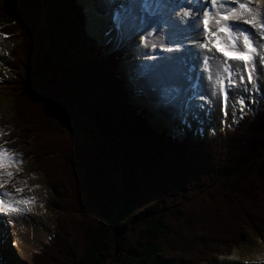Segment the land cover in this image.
I'll list each match as a JSON object with an SVG mask.
<instances>
[{
	"label": "trees",
	"instance_id": "16d2710c",
	"mask_svg": "<svg viewBox=\"0 0 264 264\" xmlns=\"http://www.w3.org/2000/svg\"><path fill=\"white\" fill-rule=\"evenodd\" d=\"M7 1L0 13L19 33L12 58L24 76L23 118L44 154L55 156L44 157L38 169L49 176L55 205L64 206L52 243L34 254V264H198L218 249L214 241L238 248L251 233L264 236L263 105L254 120L243 119L212 144L179 141L137 106L115 58L86 47L80 10L72 6L73 19L56 9V0ZM41 9L49 14L52 40L67 39L63 32L80 21L76 44L90 52L83 62L54 61L38 24ZM76 113L90 128L85 135L72 125ZM109 159L120 162V190L104 171ZM145 196L156 202L136 211ZM171 219L195 228V240L169 227ZM169 249L180 250L171 253L173 263Z\"/></svg>",
	"mask_w": 264,
	"mask_h": 264
},
{
	"label": "rangeland",
	"instance_id": "374dc122",
	"mask_svg": "<svg viewBox=\"0 0 264 264\" xmlns=\"http://www.w3.org/2000/svg\"><path fill=\"white\" fill-rule=\"evenodd\" d=\"M243 1L248 2L249 0H240V2H243ZM110 2H111V0H99L98 1L99 9H101L102 12H105L107 9H110L112 6L109 4ZM94 3H95V9H96L95 11L97 12V8H98L96 6L97 0H95ZM136 3H137V0H134L133 2H131L130 7H128L127 12H125L127 14L125 21H124L125 22V29L127 31L126 37L124 39V49H126L125 50L126 52L120 58H123L122 59L123 63L121 62V66H123V69L126 72V74L128 76L132 77V79L136 82L138 87H140L141 89H142V87L144 89H146L145 84H146V86H148L147 83L148 82L151 83V82L150 81L146 82L144 78H145L146 74L148 73V71L153 70V68H154L153 66H155L157 59L162 58V54H161L162 51H160L161 50L160 49L159 50L160 52L157 53L158 54L157 57L154 59H151V56L153 55V53H150L152 47L139 48L137 46V44L140 43V42H138V40L142 39V38H138L135 34L139 30V26H136L133 29H131V27L133 25V21L136 18H138V16H139V14L137 13L139 9L137 11L135 10L136 6H139V2H138V4H136ZM79 4H81V1H79ZM83 6H85V5H83ZM251 6L264 9V4L262 3V0H252ZM45 7L47 9H49L50 11L53 10V13L55 12V8L52 5L47 6L45 4ZM55 7H56V9L57 8L61 9V14H63L64 12L67 14L69 13L73 17V19H76L75 14H73L72 7L70 6V0H56ZM84 8L86 11V7H84ZM41 10H43V11L40 12L39 17H38L39 28H40L41 32L44 33L47 41L49 43H51L50 47H51L52 52H53L52 58L54 59V61L57 63L63 62L64 65L65 64L68 65L71 62H75V63L83 62L84 59L88 56V54L90 52L88 50H86L85 48L77 47V44H76L77 37L75 36V33L77 30H79V28H77V27H79L78 22L75 21L73 23V25H75L74 28L70 29L66 33H65V31L63 32L64 37H66L67 39L62 38V37H58V38H55V40L54 39L52 40V38H54V37L51 34V27H50L51 24H49L47 26V23L50 22L49 14L46 13L47 12L46 9L45 10L41 9ZM183 12H185V11H183ZM98 14H100V13H98ZM50 16H52V14H50ZM177 18L178 17H176L175 15L172 16L169 20V27L162 26L160 29L171 30V29L176 28L177 25L179 24L176 20ZM88 20H89V15L88 16L86 15L85 23H86L87 30L90 33L89 28H88ZM157 28H159V26ZM0 31H2L3 34L5 33V35L6 34L9 35V37L6 36V38H5L4 36H1V33H0V56H1L0 59H1V61H3V65H0V67H1V70H5L9 74L7 77L8 78L7 80H5L2 77V75L0 74V86L5 85L8 81L14 83V88L9 90L10 91L9 94L13 98L12 102H11L9 95L7 97L5 96L4 91H2V93H0V128L3 129L4 133H6L5 135L0 136V141H10V143H8L6 145V147H10L11 149H15L17 154L18 153L23 154V156L20 157V159L22 160V163L19 165V170H17V168L11 169V171H13L15 173V176L12 178L10 184L13 185L15 181L19 180L18 181L19 185L21 187H23L25 191L27 189V192H29L31 194V197H35L36 199L38 198V194L42 193L41 191H45L44 192L45 193L44 198L47 200V203L49 204L50 207L47 204H44L45 199L43 198V199H40V202H39V204L41 203V206L44 204L42 207L40 206V210L43 209L42 210L43 214L41 213L42 216H44L46 220L51 222L50 228L52 230V236L54 238L53 231L56 227V222H57L56 216L58 213H60L61 209L62 210L64 209V206H62L61 202H60V205H61V209H60L58 204H57V206L56 205L53 206L51 204V202L49 201V198L47 197L46 189H45L46 185H49V176L47 175L46 178L44 176V180L42 181V178L38 177V175L36 173H34L32 175V177H33L32 183H34V184L39 183V186L35 187L32 190H29L28 187H24V181L17 178V176H20L23 178L25 177L27 180H29L31 172L28 169L41 168V167H39V165L43 161L44 157L47 156V157L53 158L55 156L50 154V152L47 154H44V152L42 151L43 149L41 148L43 143H40V141H39L40 139L36 138V135L34 136L27 129L30 126V123L28 121H26L27 120L26 118H23V117H25L23 114L25 109L23 110L22 107H20V103L22 101V96L24 95L22 92L24 89L21 87L23 84L22 78H24V76L22 74H19V73L17 74V76H13V74L11 72V70L13 68L8 67L9 64L11 65L12 63H11V60L7 57L8 53L13 52V48L17 44H19V43H17L18 37H17V35L14 34L11 24H9L7 22V20L1 16H0ZM68 32L71 34H69ZM63 33H60L59 35H61ZM157 34H156V42L158 43ZM147 35H148V33H147ZM96 39L98 40L97 37H96ZM53 41L55 44L53 43ZM99 42L97 41L96 43L98 45H100L101 42L100 43ZM61 46H64V47H61ZM86 47L89 48V45H86ZM115 47H117V46H115ZM198 49L200 50V48H198ZM112 51H114V49H111L108 52L111 53ZM108 52L106 51L105 53H108ZM203 58L201 56H198V64H194V63H196V61L194 63H190V60H189V63L187 65L185 64L188 67H186V68L184 67L185 72L183 74L185 75L186 73H191L192 76H194L196 74L201 76L200 80L203 83V86H202V89L204 90L203 93L210 95V97L214 99V96L207 90L206 80H204V77L207 76V73L205 72V70L203 68V63H202ZM12 61L17 62V59L16 58L12 59ZM169 64L170 65L167 67L168 69H170V66L172 63H169ZM189 65H192L194 70H191ZM9 69H10V71H9ZM164 74H166V73H164ZM158 78H160L162 81L161 84L158 86V88L160 86H162V88H163L164 85H172V84H179V83H183V85L185 84L188 86V84L185 83L183 80H181L179 82L173 81L171 83H167L161 77H158ZM11 86L13 87V85H11ZM168 87H172V86H168ZM130 88L133 89V86L130 85ZM155 88L156 87L154 86V89ZM158 88H156V89H158ZM164 89H165V87H164ZM166 90L167 89H165V92H166ZM203 93L201 91V95L198 96L192 104L187 103L185 105L184 109L181 110L175 116V119H172L174 117H169L168 115H173L174 113H176L180 109V106H181L182 101H183L181 99L183 97L182 98L181 97L176 98L174 101V102H176V104H179V107L177 110L173 108V105H172L174 103L173 101L169 105L165 104L164 108H163V102L161 101V105H162L161 110H163L166 113V115H162L160 112L162 118L160 120H157V123L159 125L167 127L169 130H171L173 132L180 130V127L182 125H185V127L189 131L192 128V130L190 131L191 133L197 132V133L201 134V133H204L206 131V127H207V132H205V135L209 136L212 128H216V126H218L216 119L218 120L219 110H218L216 105H215V107L217 109V112H216V109L213 110L214 106L212 107L211 99L210 100L207 99V97ZM233 93H234L235 97H238L237 94L239 93V91H236ZM181 94H182V89H180L179 91H175L171 98L174 99L176 96H180ZM184 94L187 95L186 93H184ZM160 96L157 97L150 90L148 101L150 102V99H151L155 103L157 101V99H155L153 97L160 98ZM158 100H161V99H158ZM167 101H169V100H165V102H167ZM10 102H11V104H10ZM155 104H157V103H155ZM215 104H216V102H215ZM152 106H153V103L151 102L148 104L147 109L151 111ZM211 107H212V109H210ZM209 109H210V111H209ZM26 112H27V110H25V113ZM210 113H211V115H210ZM214 113H215L216 119L213 115ZM82 119H83V116L80 115V113H76L75 119H74L75 121L74 122L72 121V125H74V128L77 129L80 132V134L82 133L83 135H85V131L88 130L90 132V128L87 129V125H85L82 122ZM33 121H35V120H33ZM33 121H32V123H33ZM72 125H71V123L69 124L68 131H72V129H73ZM191 125H193V126H191ZM31 135L34 136V139H33V137H31ZM193 138H194V136H193ZM208 138L209 137H207V139ZM212 142H213V140H210V141L206 142L205 145L212 144ZM18 144H20L21 146ZM205 145H203V146H205ZM17 150H20V151H17ZM21 150H24V152ZM238 153L239 152H235L236 155ZM225 155L229 156V158L231 157L230 152L225 153ZM32 157L34 158V161H33ZM218 158H220V157H218ZM23 161H26L27 164ZM103 164H104L105 173L113 180L116 188L118 190H120L121 186H122L121 178H122L123 172L121 170L119 160L109 159V160H106ZM90 166H91V170L95 171V168H96L95 163H91ZM43 170H45V169H43ZM45 173H47V172H45ZM6 179H7V177H6ZM22 194L27 196V193L23 192ZM51 200L54 201V195H53V198ZM155 202H156L155 197L145 196L143 198V200L136 207V211L143 210L144 208L154 204ZM77 207H82V205L77 202ZM50 208H51V211H50ZM26 213H28V212H26ZM26 213H23V214H26ZM13 216H16V215H13ZM19 217L16 216V218L18 220H21ZM11 221H13V219H11ZM8 223L9 222H7V224ZM5 226L7 228V231H9L10 230L9 227L7 225H5ZM169 227L176 229L177 231L179 230L178 232H182L183 234H185V236H186L185 238H188L189 241L195 240L194 236H195V230L196 229L191 228L190 224L185 222L184 220L177 222L176 220L171 219ZM1 229H3V226L0 225V230ZM12 230L15 232L17 231L14 228H12ZM217 232H218V230H217ZM251 235H248V237H247L246 241L243 243V245H241L238 248H233V247L228 248L229 245L222 244V243L218 242V240L214 241L212 243V245H215L216 246L215 248H218V249H209L210 250V251L208 250L209 253L205 252L206 254L204 253V255H206V258L208 256L211 259L208 262L197 261V262H199L198 264H243V262L264 264V258L258 259V258H261V256H264V245H262L260 243L261 241L264 243V237H263V239H261L260 237H256L258 239H255L254 238L255 234L251 233ZM9 238H10V240L7 239V241L9 240L10 245L7 244L8 242L5 243V245H1L0 264H34L32 258H31V260H27V261L24 260L23 259V253L18 248H16V246L13 245L14 240L17 238V232L15 234L12 231H9ZM0 239L1 240L6 239V236L4 238H3V236H0ZM49 239H47L45 243H47ZM174 240L175 239H173V238H169L170 242L168 244L172 245ZM257 242L260 244V246L257 245ZM45 243H44V245L46 248V245L49 246L52 242L50 244L49 243L45 244ZM177 244H179V242ZM168 246H167V250H168ZM41 247H39V249ZM52 247H50V249ZM39 249H37L36 251H38ZM169 250H170V254H168V258L173 257L175 254L172 255L171 253L175 252V250H177V249H169ZM228 251H230V252H228ZM226 252H228V253H226ZM176 253L180 254V250L178 249ZM221 254H224V255H221ZM60 255H62V253H60ZM258 255H261V256H258ZM245 258H246V260H245ZM249 258H251V259H249ZM170 259L172 260V258H170ZM242 259H244V261ZM173 261H175V260H172L171 263H173Z\"/></svg>",
	"mask_w": 264,
	"mask_h": 264
},
{
	"label": "snow or ice",
	"instance_id": "6c2138e0",
	"mask_svg": "<svg viewBox=\"0 0 264 264\" xmlns=\"http://www.w3.org/2000/svg\"><path fill=\"white\" fill-rule=\"evenodd\" d=\"M144 3L147 7L152 6V0H144ZM184 3L185 0H180L177 7ZM187 3L195 7L197 12L201 7L204 8L199 16L192 11L182 13L192 21H185L183 32L206 37L203 43L197 44V48L205 50L203 68L214 88L212 95L219 99L222 110L226 112L230 101V88L243 87L247 91L250 90L248 85L255 88L257 84L264 82V9L251 6V0H207L204 5L187 0ZM152 35L153 33H149V37ZM184 38L190 37L185 35ZM147 39L148 37H145V40ZM158 40L163 51L178 50L163 47V35ZM172 42L177 46L180 44L175 36L172 37ZM146 46L155 48L157 42ZM231 100L235 102L236 97L232 96ZM239 103L243 106L244 99L240 98ZM241 110L243 111V108ZM5 134L0 128V136ZM8 143L10 141H0V189L11 183L15 175L11 169L19 170L22 163L20 157L23 154H17L15 149L6 147ZM23 192V187H15L13 192L0 191V213L19 215L31 212L36 198H17V194Z\"/></svg>",
	"mask_w": 264,
	"mask_h": 264
},
{
	"label": "bare ground",
	"instance_id": "6f19581e",
	"mask_svg": "<svg viewBox=\"0 0 264 264\" xmlns=\"http://www.w3.org/2000/svg\"><path fill=\"white\" fill-rule=\"evenodd\" d=\"M175 0H171V2H174ZM95 0H81V3L85 5L86 7V12L89 15V20H88V28L89 31L92 35H95L100 42H106L109 40V23L113 22V24L118 25V19L116 15H110V16H101L98 14L95 10ZM127 2H130L127 0ZM244 2V1H243ZM262 3L264 4V0H262ZM172 4V3H171ZM174 8V12L181 14L185 10H179L172 4ZM147 7V6H146ZM141 8H139L140 10ZM160 10V9H159ZM157 11V14L159 12ZM199 15L200 12H197ZM151 14V12H150ZM177 22L179 23L176 28L168 30V31H161L157 34V40L158 38L163 35L164 40H163V47H169V48H178V50L166 52L163 51L162 47L159 44V49L162 51V58H158L156 61L155 66H153V70L148 71V73L145 76V81H150L151 83L148 84V88L157 96L159 97L161 95V88L158 86L161 84V79L158 77H161L163 80H165L167 83H171L173 81L179 82L183 80L185 83L186 78L185 75L183 74L185 72V68L188 67L186 66L189 63H196L198 64V56H201L202 58L204 57V52L205 50L203 49H198L197 44L203 43L205 39L202 37L203 35L196 34V33H184L183 29L186 27V24L181 21L176 19ZM176 22V23H177ZM191 23V20L188 21ZM1 36L5 35L3 34L2 31H0ZM185 35H188L190 38L185 39ZM175 36L179 41L180 44L177 46L172 42V37ZM158 55V54H157ZM160 55V54H159ZM167 58V59H165ZM203 60V59H202ZM169 63H172L170 66V69L167 67L170 65ZM186 64V65H185ZM198 66V65H197ZM185 67V68H184ZM191 70H194L192 65H189ZM166 73V74H164ZM160 75V76H159ZM197 75V74H196ZM194 75V76H196ZM158 76V77H157ZM204 80H206V87L207 90L212 94V91L214 90L212 84L208 81L207 76L204 77ZM201 87L203 86V83L201 81ZM154 86L158 89H154ZM233 93V92H232ZM230 94V99L233 94ZM188 95V94H187ZM161 97V96H160ZM214 100L216 102V106L219 110L218 114V121L222 126H225L226 124L224 122H227L223 116L222 113H220V102L217 97L214 96ZM169 105V104H166ZM174 109H178L179 104H176L174 102L173 104ZM168 107V106H167ZM227 112V111H226ZM227 114V113H226ZM224 123V124H222ZM13 143V142H12ZM20 145V144H18ZM11 146V145H10ZM21 146V145H20ZM10 148V147H8ZM16 148V147H15ZM19 187V186H18ZM20 196H25L22 193L17 194V198ZM44 194L40 193L38 194V198L36 199V202L32 208V211L28 215H22L19 218L21 220L16 219L15 222L12 225V228L17 230V238L14 240L13 245L16 246L22 253H23V259L24 260H31L34 257V252H37L36 250L39 249V247L45 248L44 243L46 242L47 239L48 242H51V237L52 236V230L50 228V223L48 220L45 219L44 216H42V210H40L39 207V202L40 199L44 198ZM4 214V213H3ZM7 215V214H4ZM9 224V223H8ZM5 236H3L4 238ZM1 240V239H0ZM45 243V244H47ZM39 249V250H40ZM34 263V262H33Z\"/></svg>",
	"mask_w": 264,
	"mask_h": 264
}]
</instances>
